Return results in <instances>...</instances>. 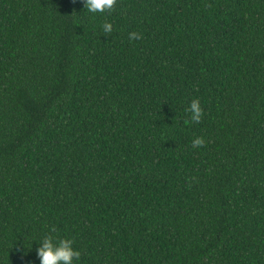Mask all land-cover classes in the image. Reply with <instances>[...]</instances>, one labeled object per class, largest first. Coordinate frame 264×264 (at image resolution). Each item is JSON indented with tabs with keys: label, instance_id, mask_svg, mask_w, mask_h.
Here are the masks:
<instances>
[{
	"label": "trees",
	"instance_id": "16d2710c",
	"mask_svg": "<svg viewBox=\"0 0 264 264\" xmlns=\"http://www.w3.org/2000/svg\"><path fill=\"white\" fill-rule=\"evenodd\" d=\"M83 3L0 0V264H264V0Z\"/></svg>",
	"mask_w": 264,
	"mask_h": 264
},
{
	"label": "clouds",
	"instance_id": "9594fccd",
	"mask_svg": "<svg viewBox=\"0 0 264 264\" xmlns=\"http://www.w3.org/2000/svg\"><path fill=\"white\" fill-rule=\"evenodd\" d=\"M116 0H84L83 9L88 14L103 13L111 11ZM102 31L105 34L111 33L113 26L105 21L101 25ZM141 37L136 32L129 33L130 40H139ZM185 112L190 114V120L194 123H199L202 116V108L198 99H193L185 108ZM203 137H196L192 140L195 147H200L204 144ZM36 248V255L39 264H73L74 260L79 259V252L73 247L71 239H55L48 235L43 237Z\"/></svg>",
	"mask_w": 264,
	"mask_h": 264
}]
</instances>
